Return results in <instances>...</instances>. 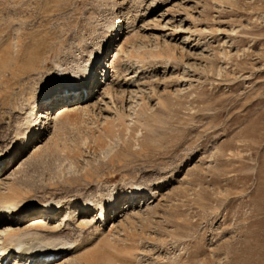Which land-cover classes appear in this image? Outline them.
<instances>
[{"label": "rangeland", "instance_id": "1", "mask_svg": "<svg viewBox=\"0 0 264 264\" xmlns=\"http://www.w3.org/2000/svg\"><path fill=\"white\" fill-rule=\"evenodd\" d=\"M135 18L139 60L120 63L133 94L112 107L121 121L63 118L56 151L24 166L20 188L40 205H90L161 185L123 218L110 250L98 239L99 264H264V0H0V66L39 69L1 84L0 147L45 65H85L107 27Z\"/></svg>", "mask_w": 264, "mask_h": 264}, {"label": "bare ground", "instance_id": "2", "mask_svg": "<svg viewBox=\"0 0 264 264\" xmlns=\"http://www.w3.org/2000/svg\"><path fill=\"white\" fill-rule=\"evenodd\" d=\"M135 21L136 18L128 19L124 27L113 24L108 32L107 27L102 33H107L102 45L97 48L94 45L96 49H93L85 65L82 62V66L76 65L73 68V64L69 63V68L59 64L54 67V71H50L45 65L41 89L37 93H32L34 102L30 100L32 105L27 103V107L24 105V108L23 104L20 105L24 110H22L23 113L22 111L19 113L20 121L6 129L9 139L3 147H0V264H99L102 258L98 257L99 251H96L98 239L106 234L107 240L103 244L104 252L107 249L110 250L109 239L114 238L120 225L126 221L123 218L127 215L129 217V214L132 215L135 207L155 202V199L161 195H159L162 190L161 185L133 186L129 195L126 194L127 196L118 197L110 192L101 198L98 197V201L95 200L96 202L91 203L92 205H89L88 201L77 205L63 200L59 203L40 205L35 200L28 199L29 189L22 190L17 180V175L27 163L37 156L56 151L59 142L56 137L57 131H55L57 122L71 115L89 116L94 112L116 116V110L115 113L112 112L115 101L125 97L126 93L133 94L129 90L133 86V81L131 77L122 75L125 68L121 72L120 63L137 57L135 52L138 32L135 30ZM102 34L100 33L103 37ZM111 47L114 49L110 50ZM14 48L18 52L19 44H16ZM108 49L110 58L105 55L109 58L108 64H103V55L106 51L108 52ZM1 53L3 60L7 63L6 59H11L9 57L11 52L4 49ZM82 55L85 56V54ZM134 63L136 64V61ZM2 64L0 86L7 82L5 79L8 77L15 76L16 79L22 77L21 81L25 76L33 78L35 71L39 70L32 65L35 70L28 66L24 74L18 75L19 69L16 72ZM13 67H18L17 60L14 61ZM119 119L121 121V116ZM105 121H108L107 117L103 122ZM9 122L10 120L6 125ZM145 200L147 202L144 204ZM74 233L77 236L76 241L71 239ZM89 255L96 257V260L99 258L98 262L93 263ZM104 257L105 264L115 263L112 258H108L109 256Z\"/></svg>", "mask_w": 264, "mask_h": 264}]
</instances>
